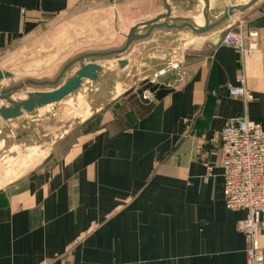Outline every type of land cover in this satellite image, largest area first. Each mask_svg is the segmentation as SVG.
I'll return each mask as SVG.
<instances>
[{"label":"crops","instance_id":"obj_1","mask_svg":"<svg viewBox=\"0 0 264 264\" xmlns=\"http://www.w3.org/2000/svg\"><path fill=\"white\" fill-rule=\"evenodd\" d=\"M106 1L0 0V62L61 16L97 13ZM167 1L169 23L174 5L180 8L186 0ZM212 7L210 0V23L227 11L211 21ZM204 8L190 20L180 15L181 24L204 27L205 18L202 27L193 21L204 17ZM236 16L246 21V34L259 33V49L252 54L222 44L235 24L229 19L197 43L187 28H161L131 46L128 54L135 47L138 56L144 54L147 77L177 62L183 81L176 82V71L166 79L168 86L162 82L148 90L150 100L134 90L138 94L123 101L131 90L123 91L78 119L35 168L0 188V264H93L103 254L123 255L127 264H247L246 243L237 230L246 213L226 208L219 136L235 117L264 128V0ZM142 28V34L148 31ZM173 32L186 40L177 42ZM241 78L251 101L229 94ZM4 105L0 101V109ZM24 116L0 117V159L17 152ZM85 128L90 130L82 132ZM23 140L35 141L32 129ZM260 242L264 251V229Z\"/></svg>","mask_w":264,"mask_h":264},{"label":"rangeland","instance_id":"obj_2","mask_svg":"<svg viewBox=\"0 0 264 264\" xmlns=\"http://www.w3.org/2000/svg\"><path fill=\"white\" fill-rule=\"evenodd\" d=\"M143 1L110 0L100 5L97 13L79 15L78 17L73 15L61 16L52 27L45 31L44 35L21 42L4 61L0 62V90L28 79L37 81L55 80L63 67L80 55L102 53L122 48L133 27L145 22L148 18L153 20V18L158 17L160 12L162 14L166 13L162 2L157 0H146L141 6L142 9H139ZM250 1L252 0H211L212 12L215 11L216 13L212 14L210 19L214 21V16L219 12L246 5ZM203 6L204 2L202 0H186L180 8L176 4L174 5L173 18L168 21L172 24H181L180 15L190 20L193 14H199L202 11ZM239 17L241 16L231 17L229 21L233 24ZM163 21L165 20H161V22ZM193 21L198 26L202 27L204 25V17L201 14L194 16ZM140 30L142 31L143 28H140ZM185 31H188L187 33H190V35L193 33L190 29ZM213 31L204 35L193 33L195 34L193 43H197L196 38H205ZM176 33H178L177 42L186 40L185 34L182 35L180 32H173L172 34L176 35ZM159 42L165 47L161 49L162 51L168 50L166 43L163 41ZM136 44L135 42L133 46H136ZM202 45H199L198 48L202 47ZM196 47L197 44L194 45V48ZM136 49L137 47L129 54L127 52L96 61L102 67L98 80L90 81L84 79L82 87L62 101L36 108L32 112L22 109L21 115L16 117L20 118L25 114L19 120L20 129L17 152L12 153L10 157L6 154L0 159L2 170L0 188L16 181L25 175L28 169L35 168L38 163H41L48 153L59 146V139L66 132L73 130L78 123V119L84 120L88 115L98 111L108 103H113L114 99H119L120 93L125 90L131 91L125 96L126 99L123 101H127L138 94L134 90L144 94L152 87L160 85L159 83L167 82L168 80L166 79L173 77L172 74L176 73V70L171 67L178 63L173 61L175 63H167L147 77V72L144 69V60L141 57L144 54L141 53V56H138L139 53ZM89 63H93V60L75 65L64 76L61 84H64L74 76L82 65ZM158 72H166V74L162 76L160 73L157 74ZM155 74L159 77H155ZM168 83H166V86H168ZM173 83L171 82V84ZM39 90L55 91L53 88ZM37 91V89L30 87L13 94V99L10 96L9 99L2 100L6 104L2 108L10 110L16 105L22 106L32 103L38 99L35 97V94L39 93ZM97 121L100 122V119L98 118ZM95 125H93V128ZM26 129L28 131L32 129L34 142L20 141V139L25 138ZM85 130L88 131L90 128H85L82 132ZM32 152L33 154H31ZM30 154L34 157L31 158ZM93 264L127 263L123 261V255L103 254L98 255V260Z\"/></svg>","mask_w":264,"mask_h":264},{"label":"built area","instance_id":"obj_3","mask_svg":"<svg viewBox=\"0 0 264 264\" xmlns=\"http://www.w3.org/2000/svg\"><path fill=\"white\" fill-rule=\"evenodd\" d=\"M245 24L244 19H237L225 33L222 44L249 55L259 49V33L251 30L246 34ZM245 41L249 43L247 47ZM171 68L178 71L176 82L181 83L183 75L179 73V64ZM176 82L169 87L173 88ZM229 94L247 102L253 99L244 78L238 80L237 86L230 87ZM152 97L149 91L143 94L144 100ZM219 140L226 208L246 213L245 218L237 222V230L246 243L247 264H264L260 242L264 229V128L245 116L235 117L226 122ZM208 171L211 172L212 167H208Z\"/></svg>","mask_w":264,"mask_h":264},{"label":"water","instance_id":"obj_4","mask_svg":"<svg viewBox=\"0 0 264 264\" xmlns=\"http://www.w3.org/2000/svg\"><path fill=\"white\" fill-rule=\"evenodd\" d=\"M259 0H252L246 5L237 7L235 9H229L226 13L214 23L209 22V10H210V0H203L205 4L204 8V18H205V26L202 28L197 27L193 23L185 22L181 25L176 24H169L167 21L161 22V20H166L170 18L172 10L171 6L169 5L167 0H164V7L166 13L158 16L157 18L140 23L133 27L129 35L126 38L125 45L120 49H115L107 52H96V53H86L76 57L75 59L71 60L67 63L63 69L61 70L60 74L55 78V80H44V81H37L33 79H28L19 84L11 86L9 88L0 90V101L9 99L10 96L13 94L26 89L33 87L37 89L39 93L35 94V97L38 99L32 103H28L25 105H16L10 110L0 109V115L3 119H11L16 118L21 115L22 109L27 112H32L36 108H41L43 106H47L56 102H60L65 99L67 96L71 95L72 93L76 92L82 87V83L84 79H88L90 81H97L99 78V73L102 72V67L96 63L98 60L107 59L109 57L118 56L126 53L131 46L139 41L146 38H149L152 32L156 29H176V30H183V29H190L193 33L197 35H204L219 27L221 24L225 23L231 17L243 13L252 7L256 2ZM161 22V23H160ZM148 27V31L144 34L141 33L140 28ZM93 60V63H89L87 65H82L81 69L76 72L74 76L68 79L64 84H61L64 76L70 72L75 65L78 63L83 64L86 61ZM45 88H53L55 91H48V90H39ZM57 89V90H56Z\"/></svg>","mask_w":264,"mask_h":264},{"label":"bare ground","instance_id":"obj_5","mask_svg":"<svg viewBox=\"0 0 264 264\" xmlns=\"http://www.w3.org/2000/svg\"><path fill=\"white\" fill-rule=\"evenodd\" d=\"M236 16V15H235ZM234 17V16H233ZM24 90V89H23ZM22 91V90H21ZM21 91H19V92H21ZM18 93V92H17Z\"/></svg>","mask_w":264,"mask_h":264}]
</instances>
